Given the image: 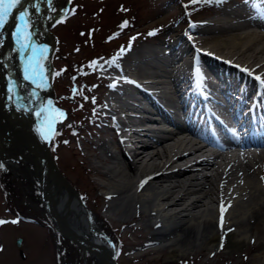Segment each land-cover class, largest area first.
Returning <instances> with one entry per match:
<instances>
[{
    "label": "bare ground",
    "instance_id": "bare-ground-1",
    "mask_svg": "<svg viewBox=\"0 0 264 264\" xmlns=\"http://www.w3.org/2000/svg\"><path fill=\"white\" fill-rule=\"evenodd\" d=\"M31 1L22 0L8 20L0 81L15 86L18 111L10 100L15 120L29 128L26 115L37 129L35 112L45 94L25 81L27 56L33 54L17 51L13 35L18 23L23 26L17 17ZM50 2H41L44 17ZM114 59V64L99 63L96 73L66 77L64 72L61 78L55 73L53 78L52 107L66 114L58 119L54 113L58 121L73 120L82 110L81 101L92 104L86 108L89 115L80 117L78 127L61 140L62 150L57 140L68 133L66 123L55 129L58 134L49 145L39 135L58 163L57 176L47 170L43 178L54 221L73 240L112 256L111 232L123 230V237H132L124 255L133 264L183 257L202 247L215 251L223 245L235 252L250 244L262 233L258 226L264 230V138L255 139L248 131L255 124L252 113L258 118L264 114V87L255 79L264 77V0L262 5L252 0L216 10L214 18L159 48L132 47ZM197 64L203 81L196 74ZM86 74L92 77L85 87L101 93L95 103L83 93L75 104L64 101L60 83H69L66 90L77 89ZM197 90L206 96L202 104L208 106L211 123L201 115L202 104L192 116ZM235 107L241 117L248 116L246 121H232L228 111ZM259 131L264 132L261 125ZM0 150L5 166L25 170L37 185L44 162L28 135L0 122ZM66 252L76 255L72 246Z\"/></svg>",
    "mask_w": 264,
    "mask_h": 264
},
{
    "label": "rangeland",
    "instance_id": "rangeland-1",
    "mask_svg": "<svg viewBox=\"0 0 264 264\" xmlns=\"http://www.w3.org/2000/svg\"><path fill=\"white\" fill-rule=\"evenodd\" d=\"M239 1L241 0H209L205 3L203 11L209 10L199 17L196 14L191 15L194 10L193 3L189 8L185 6V3L191 0H51L43 22L49 34L42 48L46 51L40 52L38 56L40 67L43 69L41 75L44 78L41 87L45 94L42 106L46 107L49 101L53 105L51 92L55 73L59 74L57 78L65 74L67 77L74 72H79L80 75L82 71L96 73L99 63L107 64L117 54L132 47L159 48L164 42L180 37L186 29L214 18L216 10L242 7L243 3H250L252 0ZM38 5L39 0H32L26 8L30 13L31 39L35 48L45 35V30L37 21ZM150 32H155V35H149ZM93 61L97 64L90 67ZM91 77L88 74L82 76L84 82L80 86L76 85L77 89L69 86L68 92L65 87H68L69 83H60L59 88L66 95L64 101L75 104L80 99L81 94L74 95V89L87 98H92L91 100L98 99L101 95L100 91H97L99 88L92 92L88 90L89 87H85ZM80 105L82 110L73 120L65 119L64 123L69 128L65 136H58L59 150H62L64 143L61 140H67L70 130L78 127L80 117L89 115L87 109L92 105L89 99L86 102L81 101ZM144 105L149 108L146 102ZM58 119L64 118L58 115ZM40 123L39 120V125ZM64 123L57 122L55 129L63 127ZM44 142L49 145V141ZM76 143L79 145L81 142L77 140ZM49 155L54 167H57L58 163L52 153ZM0 162L3 164L1 160ZM1 163L0 187L3 188L5 199H1L0 194V219L8 223L0 225V264H98L93 254L64 240L51 228L38 202L37 185L28 177L27 172H14ZM72 178L76 179L75 176ZM2 200L5 201L3 206ZM89 203L94 205L92 201ZM13 220L18 223H11ZM258 228L262 233L238 251L230 252L223 245L215 251L202 247L197 252L184 254L183 257L167 259L161 256L152 264H264V230L261 225ZM122 232L123 230L111 232L115 236L111 242L114 262L133 264L127 261L124 255V250L131 246L132 237H123ZM69 246L75 248L76 255H67L66 249Z\"/></svg>",
    "mask_w": 264,
    "mask_h": 264
},
{
    "label": "snow or ice",
    "instance_id": "snow-or-ice-1",
    "mask_svg": "<svg viewBox=\"0 0 264 264\" xmlns=\"http://www.w3.org/2000/svg\"><path fill=\"white\" fill-rule=\"evenodd\" d=\"M193 4L196 3H207L209 0H191ZM22 3V0H0V30H2L12 12L19 7V5ZM35 7V5H33ZM67 15V14H66ZM18 21L23 22V26H21L20 23L17 24L16 30L14 32V38L16 39L17 43V51H22L25 54L31 53L33 55H28V63L25 66V75L24 79L25 81H28L29 83L33 84L36 88H41L43 85V76L41 73L43 72V69L40 67V60L35 58V53L37 51L44 52L46 49L38 50L31 44V29H30V13L25 10L20 12L19 16L17 17ZM63 22V21H61ZM126 26V25H125ZM149 35H155V32H150ZM123 51V49L121 50ZM116 61L115 59L112 61H109L108 63L114 64ZM97 64L96 61H93L91 66H95ZM247 71V70H245ZM196 74L198 78L203 81L204 77L203 74L200 71L199 64L196 66ZM255 79L259 81L260 86L264 87V77L256 76ZM110 87H114V85H110ZM10 98L14 97L16 95L15 86L10 81L9 88H8ZM74 95H80L81 92L77 90H73ZM85 100H87V97H84ZM93 103H95V100L93 99ZM53 113H56L59 115L60 118L65 117V113L60 109H53L51 102L49 101L47 106H41L38 111L35 112V115L37 118L41 121L40 125L37 128V132L41 136V138L44 141H50L52 138H54L56 133L55 131V124L57 122H60L57 120L56 116L53 115ZM2 167V166H0ZM146 182V181H145ZM8 223V221L0 220V225ZM11 223L15 224L18 223V221H11ZM223 223V220H221V224Z\"/></svg>",
    "mask_w": 264,
    "mask_h": 264
},
{
    "label": "water",
    "instance_id": "water-1",
    "mask_svg": "<svg viewBox=\"0 0 264 264\" xmlns=\"http://www.w3.org/2000/svg\"><path fill=\"white\" fill-rule=\"evenodd\" d=\"M40 7H41V0H40V4H39V8L37 11L38 17H37V21L40 22V24L42 25L43 29L45 30V36L42 39L41 43L38 46V50H41L43 48V45L46 43L49 34L46 32V28L45 25L43 23V14H40ZM41 17V18H40ZM8 24V22H7ZM7 24L6 26L0 30V54L2 53V51L4 50L5 46H6V37H7ZM40 52L37 51L34 55L35 58L38 59ZM7 85H4V83H2L0 81V122L3 124H7L9 126L14 127L15 129L21 130L24 134L28 135L31 139H32V143L35 145V147L37 148V150L39 151V153L41 154L42 158H43V169L42 172L40 173V176L38 178V183H37V195H38V201L39 204L41 206V209L44 213V215L46 216V218L48 219L51 227L54 229V231L64 240L74 244L75 246L80 247L81 249H83L84 251H89L90 253H92L93 255H97L99 258L103 259L105 264H115L114 262V258L112 255H109L108 253H106L105 251L101 250L100 248L90 244L89 242H85L83 240H73L72 238H70L69 236H67L61 229L60 227L57 225V223L54 221V219L52 218L51 214L48 211L45 199H44V187H43V178L45 173L47 172V170L52 171L56 176V168L54 167V164L50 158V155L48 154V152L46 151L40 136L37 132L34 120L29 119L25 116V118L27 119L28 124L30 125V127L28 128L27 126L24 127L20 122H17L15 120V116L12 115V109L11 108V104H10V100L13 101L12 104L14 106V109L16 111H18V103L17 100L15 99V97H11L10 98V94L9 91L7 89ZM18 244V242H17Z\"/></svg>",
    "mask_w": 264,
    "mask_h": 264
},
{
    "label": "flooded vegetation",
    "instance_id": "flooded-vegetation-1",
    "mask_svg": "<svg viewBox=\"0 0 264 264\" xmlns=\"http://www.w3.org/2000/svg\"><path fill=\"white\" fill-rule=\"evenodd\" d=\"M0 194H1V199H5V194H4V191H3V188L2 187H0ZM1 201V205L3 206V205H5V201ZM6 214H8V211H6ZM1 220V219H0Z\"/></svg>",
    "mask_w": 264,
    "mask_h": 264
}]
</instances>
